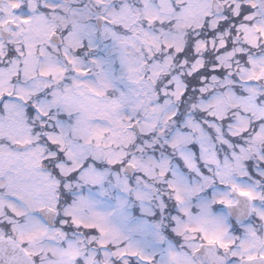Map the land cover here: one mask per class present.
<instances>
[{
    "label": "snow or ice",
    "instance_id": "obj_1",
    "mask_svg": "<svg viewBox=\"0 0 264 264\" xmlns=\"http://www.w3.org/2000/svg\"><path fill=\"white\" fill-rule=\"evenodd\" d=\"M0 264H264V0H0Z\"/></svg>",
    "mask_w": 264,
    "mask_h": 264
}]
</instances>
